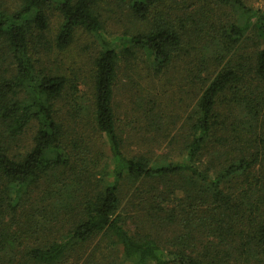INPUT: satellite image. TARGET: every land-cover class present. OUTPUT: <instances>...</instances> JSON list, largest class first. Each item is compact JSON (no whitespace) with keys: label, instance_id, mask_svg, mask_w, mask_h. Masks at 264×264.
<instances>
[{"label":"trees","instance_id":"obj_1","mask_svg":"<svg viewBox=\"0 0 264 264\" xmlns=\"http://www.w3.org/2000/svg\"><path fill=\"white\" fill-rule=\"evenodd\" d=\"M106 1L24 0L17 11H0V42L14 66L12 75L0 76V245L13 239L4 225L6 218L14 224L20 212L22 220L16 221L15 236L26 241V250L18 264H61L67 259L75 264H92L93 254L84 256V249L98 238L119 246L123 261L130 264H224L226 258L218 250L202 257L185 251L166 253L159 234L152 233V229L162 228L166 219L180 222L188 233L176 242L182 249L192 240V231L207 225L198 218V208L212 205L218 216L214 227L217 233L240 236L241 241L234 245L238 246L237 259L245 256L246 247L250 257L254 247L264 252V196L257 194L256 202H252L255 191L249 186L257 177L255 171H259L264 188V12L252 13L243 0H216L241 11L246 23L220 30L225 58L227 53L230 57L204 89L190 117L186 161L154 165L144 156L125 154L117 129L120 57L108 45L94 62L93 116L97 131L109 147L112 164L107 177H112V182L101 186L87 182L84 188L76 186L77 192L67 184L66 179L75 184L72 175L79 168L64 144L65 126L56 119L53 102L62 97L69 80L38 72L34 53L47 39L49 11L55 10L62 17L54 44L63 51L74 41L76 30L102 31L98 8ZM161 1L130 0L129 4L134 15L145 20ZM251 26L257 30L262 47L248 72L238 53ZM183 30L161 14L155 17L152 29L133 36L130 44L149 51L154 72L161 74L170 66L173 52L180 48ZM127 51L132 53L129 48ZM220 104H234L236 109L246 105L250 122L231 125L221 115ZM32 122L38 126L33 147L24 156L12 158L1 138L18 139ZM212 144L218 148L219 157H224L225 165L209 180L210 170L200 171L197 163ZM196 179L200 180L198 184L194 183ZM127 181L155 183L145 190L139 185L135 190L144 235L134 234L121 214L122 185ZM182 191L184 195L180 196ZM32 194L35 202L40 199L49 204L40 207L36 203L41 213L32 209L42 215L41 220L29 213L28 208L34 204ZM64 225L70 229L59 233Z\"/></svg>","mask_w":264,"mask_h":264},{"label":"rangeland","instance_id":"obj_2","mask_svg":"<svg viewBox=\"0 0 264 264\" xmlns=\"http://www.w3.org/2000/svg\"><path fill=\"white\" fill-rule=\"evenodd\" d=\"M23 1L0 0V11H17ZM243 1L252 13L264 12V0ZM129 2L130 0H107L100 4L98 12L103 22L102 31L91 33L82 29L76 30L74 41L63 51L56 49L54 44L62 17L55 10L49 11L50 27L47 39L37 45L34 53L38 72L62 75L69 80L62 97L53 103L56 119L65 126L64 144L71 150L74 162L79 168L77 174L72 175L74 185L66 179L75 192L76 186L84 188L87 182L93 181L99 186L112 182V177H107L112 164L109 147L106 138L97 131L93 116L94 62L108 45L120 57L116 101L117 129L123 142V151L130 157L144 156L154 165L184 162L187 159L185 144L191 138L188 129L190 117L204 89L225 68L230 57V53H227L225 58L226 50L220 30L246 23L241 11L216 0H162L145 20L134 15ZM161 14L178 29L184 30L181 46L173 52L170 66L163 73L156 74L149 51L133 47L130 39L152 29L155 17ZM241 42L238 54L250 72L255 53L261 49L262 42L252 26L248 28ZM128 48L131 54L128 53ZM13 69L11 60L6 58V48L0 42V76L12 75ZM219 108L223 118L228 119L231 125L244 126L250 122L251 116L246 105L236 109L234 104H220ZM37 128V123L32 122L18 139L13 140L8 136L1 138L12 158H20L31 150ZM212 145L207 153L200 156L197 163L200 171L210 170L209 180L225 165L224 157H219L218 148L214 147L215 144ZM255 172L257 177L252 178L249 184L255 191L252 199L254 203L257 194L264 196L259 171ZM199 181L196 179L194 183L198 184ZM139 185L128 181L123 183L121 214L134 234L136 232L144 235L146 231L139 222L142 217H138L140 202L135 199V190ZM150 185L155 183L149 181L140 186L145 190ZM179 195L183 196L184 191L179 192ZM31 202L34 204L28 208L29 213H35L39 220L42 215L36 214L41 213L38 207L49 204L40 199L35 202L33 194ZM198 209V218L207 222V225L192 231V240L184 243L182 249L176 242L180 236L188 233L180 222L166 219L162 228L152 229L153 234H159L166 253L185 251L191 256L202 257L218 250L226 258L224 264H264V252L255 247L253 256L250 257L251 251L246 247L245 256L237 259L238 246L234 245L241 241L240 236L224 235L223 231L217 233L214 227L218 216L212 205ZM20 214L17 213L14 224L9 222V217L6 218L4 225L13 239H9L10 243L6 245H0V264H18L20 255H24L26 241L23 242L15 236L16 221L22 220ZM46 216L50 218L48 214ZM61 229L59 233L66 232L70 227L64 225L59 230ZM25 234L26 232L23 238ZM50 239L54 240V237L51 236ZM84 250V256L93 254L90 260L95 261L92 264H130L123 261L119 246H112L105 239H95ZM61 264L75 262L67 259Z\"/></svg>","mask_w":264,"mask_h":264}]
</instances>
